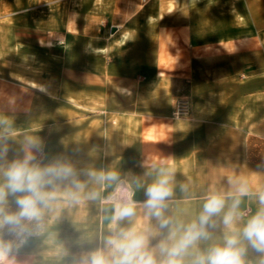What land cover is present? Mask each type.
Wrapping results in <instances>:
<instances>
[{
    "label": "rangeland",
    "instance_id": "374dc122",
    "mask_svg": "<svg viewBox=\"0 0 264 264\" xmlns=\"http://www.w3.org/2000/svg\"><path fill=\"white\" fill-rule=\"evenodd\" d=\"M218 12L245 30L264 27L244 20L264 17V0H0V187L8 167L28 156L29 167L40 171L71 170L44 177L38 218L19 217L17 201L30 193L4 188L0 264H83L98 251L112 258L107 241L116 238V210L136 206L138 193L163 173L159 155L167 152L162 142H169V122L177 119L174 100L189 98L181 55ZM108 174L116 179H100ZM168 186L181 192L186 184L169 179ZM242 186L247 189L244 182L227 184L223 213L206 224L202 213L194 215L207 234L190 244L195 261L199 245L235 234L248 202L264 194L253 185L240 195ZM237 199L241 209L226 226L224 215ZM174 201L176 242L192 220L187 199ZM8 216L18 222L8 223ZM246 264H264V256Z\"/></svg>",
    "mask_w": 264,
    "mask_h": 264
},
{
    "label": "crops",
    "instance_id": "0c3cea01",
    "mask_svg": "<svg viewBox=\"0 0 264 264\" xmlns=\"http://www.w3.org/2000/svg\"><path fill=\"white\" fill-rule=\"evenodd\" d=\"M228 20L234 21L232 25ZM244 20L264 21V17L254 14ZM208 21V30L200 36L191 35V45L181 55L188 69L190 116L169 122V142H162V150L167 152L159 155L163 173L155 179L156 183L162 176H168L170 182L186 186L181 192L171 190L160 216L146 207L147 192H139L134 215L118 219L116 214L113 218L116 238L129 230L145 236L147 249L157 264L168 258L162 246L170 249L179 241L172 240L171 232L179 230L177 222L174 226L171 218L177 214L179 205L175 199H187L185 212L192 220L186 226L187 231L195 224L194 215L203 214L211 195L227 193L228 183L244 182L247 189H264V27L245 30L238 27L236 18L221 12L210 14ZM261 207L264 205L259 198L248 202L245 221L234 226L233 232L239 236V246L244 250V264L264 256V251L253 247L242 235L248 220ZM162 231L169 233L163 235ZM223 244L222 237L216 238L213 244L211 241L203 243L199 245V256ZM192 246L177 257L181 264L195 262Z\"/></svg>",
    "mask_w": 264,
    "mask_h": 264
},
{
    "label": "clouds",
    "instance_id": "9594fccd",
    "mask_svg": "<svg viewBox=\"0 0 264 264\" xmlns=\"http://www.w3.org/2000/svg\"><path fill=\"white\" fill-rule=\"evenodd\" d=\"M31 156L26 157L23 161L13 162L4 172L6 185L0 187V198L4 196V188L11 192H28L30 195L25 196L17 201L20 206L19 217L38 218L40 209L38 204L45 199L44 194L40 192V186L46 175L67 176L71 173L69 168H50L40 171L29 167ZM100 179H116L115 174L100 176ZM169 177L162 176L156 183L151 185L147 190L148 199L146 207L156 216H160V209L164 206L163 202L166 197L171 195L169 188ZM77 187H82L77 185ZM240 195L247 194L246 187L239 188ZM224 199L219 195H211L204 205V212L200 217V224L204 225L213 215L219 214L224 208ZM260 203L264 205V194L260 196ZM239 200H235L232 208L224 215V224L232 226L235 222L237 213L236 209ZM134 215V206L126 204L118 207L117 218L130 217ZM19 217L8 216V223L18 222ZM167 221H165V224ZM235 232V230H233ZM207 234L198 229L195 224L191 225L181 239L170 249L162 246V251H167L168 258L161 261L160 264H181L177 257L181 256L186 248L201 236ZM242 235L247 239L253 247L264 251V207L252 216L242 230ZM240 240L237 234L226 235L223 246H216L201 255L195 261V264H243L242 255L243 248L239 246ZM107 245L112 249V258L105 256L103 251L91 254L90 259L86 258L83 264H157L153 254L147 249L146 237L133 231L121 232L118 238H110ZM3 253L0 252V257Z\"/></svg>",
    "mask_w": 264,
    "mask_h": 264
},
{
    "label": "built area",
    "instance_id": "2783aa9c",
    "mask_svg": "<svg viewBox=\"0 0 264 264\" xmlns=\"http://www.w3.org/2000/svg\"><path fill=\"white\" fill-rule=\"evenodd\" d=\"M191 102L185 96H179L173 103V114L176 118H184L190 114Z\"/></svg>",
    "mask_w": 264,
    "mask_h": 264
},
{
    "label": "water",
    "instance_id": "95a60500",
    "mask_svg": "<svg viewBox=\"0 0 264 264\" xmlns=\"http://www.w3.org/2000/svg\"><path fill=\"white\" fill-rule=\"evenodd\" d=\"M115 30V26H112L111 31L113 32Z\"/></svg>",
    "mask_w": 264,
    "mask_h": 264
}]
</instances>
